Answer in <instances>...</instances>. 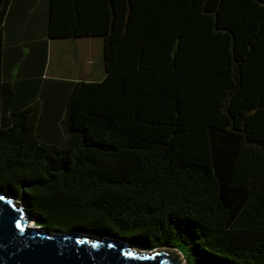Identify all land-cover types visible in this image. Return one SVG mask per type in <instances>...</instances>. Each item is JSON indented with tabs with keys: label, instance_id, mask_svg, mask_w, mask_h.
<instances>
[{
	"label": "trees",
	"instance_id": "16d2710c",
	"mask_svg": "<svg viewBox=\"0 0 264 264\" xmlns=\"http://www.w3.org/2000/svg\"><path fill=\"white\" fill-rule=\"evenodd\" d=\"M9 4L0 191L44 228L264 264V0H53L51 36H103L106 76L40 98L2 78Z\"/></svg>",
	"mask_w": 264,
	"mask_h": 264
},
{
	"label": "crops",
	"instance_id": "0c3cea01",
	"mask_svg": "<svg viewBox=\"0 0 264 264\" xmlns=\"http://www.w3.org/2000/svg\"><path fill=\"white\" fill-rule=\"evenodd\" d=\"M51 4L53 0H10L2 24V78L34 82L38 98L49 94L50 85L67 92L71 87L68 81H100L106 76L104 37H52ZM56 4L70 5L71 0H56ZM59 12L70 31L77 12L72 11L70 16ZM37 108L39 114L49 111L43 101Z\"/></svg>",
	"mask_w": 264,
	"mask_h": 264
},
{
	"label": "water",
	"instance_id": "95a60500",
	"mask_svg": "<svg viewBox=\"0 0 264 264\" xmlns=\"http://www.w3.org/2000/svg\"><path fill=\"white\" fill-rule=\"evenodd\" d=\"M0 191V264H189L177 248L144 250L125 240L31 225L25 203Z\"/></svg>",
	"mask_w": 264,
	"mask_h": 264
},
{
	"label": "rangeland",
	"instance_id": "374dc122",
	"mask_svg": "<svg viewBox=\"0 0 264 264\" xmlns=\"http://www.w3.org/2000/svg\"><path fill=\"white\" fill-rule=\"evenodd\" d=\"M17 202H19L20 204L23 203V201H22L21 199H17ZM31 224L34 225V226H39V225H35L33 220L31 221ZM51 231H53V232H62V231H60L59 229H51ZM69 231H70V230H69ZM182 255H183V254H182ZM183 256H184V255H183Z\"/></svg>",
	"mask_w": 264,
	"mask_h": 264
},
{
	"label": "bare ground",
	"instance_id": "6f19581e",
	"mask_svg": "<svg viewBox=\"0 0 264 264\" xmlns=\"http://www.w3.org/2000/svg\"><path fill=\"white\" fill-rule=\"evenodd\" d=\"M17 202V201H16ZM17 203H19V202H17ZM20 204V203H19ZM21 205V204H20ZM32 225V224H31Z\"/></svg>",
	"mask_w": 264,
	"mask_h": 264
}]
</instances>
